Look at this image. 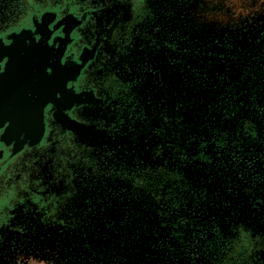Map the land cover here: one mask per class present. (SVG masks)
I'll return each mask as SVG.
<instances>
[{"label": "rangeland", "instance_id": "rangeland-1", "mask_svg": "<svg viewBox=\"0 0 264 264\" xmlns=\"http://www.w3.org/2000/svg\"><path fill=\"white\" fill-rule=\"evenodd\" d=\"M144 1L148 12L133 34L126 76L135 80L132 89L144 116L183 144L203 143L228 182L239 175L228 165L230 154L214 141L239 132L245 155L237 166L250 163L247 177L261 172L257 153L264 143L246 142L240 130L250 119L258 136L264 132V0ZM164 42L177 43L178 50ZM187 112L202 122L193 127L197 133ZM259 178L253 193L239 188L248 197L257 195L263 214L264 174ZM58 184L52 186L57 197H27L30 191H23L0 208V264H211L202 254L179 249L169 220L156 209L158 199L137 182L79 172L67 185ZM201 206L194 208L195 217L209 221ZM93 224L96 230L101 226L99 237L90 233ZM109 232L116 239L110 237L106 249ZM100 237L101 252L92 242Z\"/></svg>", "mask_w": 264, "mask_h": 264}, {"label": "flooded vegetation", "instance_id": "flooded-vegetation-1", "mask_svg": "<svg viewBox=\"0 0 264 264\" xmlns=\"http://www.w3.org/2000/svg\"><path fill=\"white\" fill-rule=\"evenodd\" d=\"M147 12L144 0H0V208L23 191L57 197L52 186L67 185L79 172L124 170L140 182L148 170L167 168L203 189L200 204L209 219L243 230L263 259L264 211L257 195L246 196L239 179L223 178L208 148L183 144L151 126L135 100L127 56ZM14 103L20 104L15 114L40 123L39 138L12 153V143L2 137ZM34 103L39 106L32 112ZM187 114L196 131L202 122ZM66 116L79 125H65ZM23 134L19 140L25 141ZM89 227L92 235L103 232L100 225ZM110 237L116 239L109 232L106 244L100 237L93 245L107 249Z\"/></svg>", "mask_w": 264, "mask_h": 264}, {"label": "trees", "instance_id": "trees-1", "mask_svg": "<svg viewBox=\"0 0 264 264\" xmlns=\"http://www.w3.org/2000/svg\"><path fill=\"white\" fill-rule=\"evenodd\" d=\"M242 128L240 131L242 137L247 138L246 142L259 139L264 143V132L258 136L257 126L250 119L242 121ZM214 143L216 147L218 146L217 149H224L227 151L226 153L230 154L228 165H232L233 169L237 171L238 179L242 181V189L253 193L256 182L261 181L259 177L263 176L264 168L258 174L247 177L246 168L250 166V163L246 164V168L242 170L237 166L245 155L241 154L243 142L239 137V132L235 138L219 136ZM199 146L206 150L203 143ZM236 150L238 153H235ZM246 155L250 156V153ZM257 155L264 164V149ZM123 171L119 170V172L115 171L110 174L119 175L123 180L137 182L134 181L132 175L128 176L127 172ZM148 172L144 176L145 178L137 183L142 189L144 188L145 194H149L153 201L158 199L160 204L156 209L169 220L170 235L180 243L179 249L197 255L202 254L211 264H264V258L259 259L254 243L250 242L243 230L237 229L234 225H230L225 230L212 219L198 222L194 208L199 206L204 199L203 189L202 191L199 188H192L179 174L176 175L167 168H157L148 170ZM256 177L259 179H255ZM155 204L157 203L155 202ZM185 213L188 215L185 216Z\"/></svg>", "mask_w": 264, "mask_h": 264}, {"label": "bare ground", "instance_id": "bare-ground-1", "mask_svg": "<svg viewBox=\"0 0 264 264\" xmlns=\"http://www.w3.org/2000/svg\"><path fill=\"white\" fill-rule=\"evenodd\" d=\"M9 50H10V48H9ZM17 64L22 65L23 62H18V63H16V65ZM19 105L17 103H14V105L10 106V108H9L10 113L6 118V120L8 121V125L5 129V132H4L5 135H3V137H2L3 140H6V136L11 137V139L14 141V144H13L14 147L18 143L21 133H24L21 138L25 139L26 142H31L35 137L36 129L40 123L38 118H35V119L34 118H26V117L23 118L20 115L18 116L17 114H15L16 107ZM23 106H25V104H23ZM37 106H39V104H36V103L32 104L30 106L31 111L33 112V109L35 111ZM18 135H19V137H18Z\"/></svg>", "mask_w": 264, "mask_h": 264}, {"label": "water", "instance_id": "water-1", "mask_svg": "<svg viewBox=\"0 0 264 264\" xmlns=\"http://www.w3.org/2000/svg\"><path fill=\"white\" fill-rule=\"evenodd\" d=\"M73 102H71V104H72ZM67 117V116H66ZM63 120H64V123H65V125H67V126H72L73 124H76V125H79V123H77V122H74V121H71V120H69L68 119V117L67 118H63ZM5 135V134H4ZM35 137H37V136H35ZM34 137V138H35ZM39 137H37V139H38ZM1 140V139H0ZM3 140V139H2ZM4 142H6L5 144H10V143H12V153H15V152H17V150H20V148L22 147V145H23V143H28V142H25V141H23V140H19V142H18V145L16 146L15 145V147L13 146V144H14V141L11 139V137H7L6 136V140H3ZM38 141V140H37ZM21 143V144H20ZM0 153H2L1 151H0ZM2 155L0 154V157H1Z\"/></svg>", "mask_w": 264, "mask_h": 264}]
</instances>
